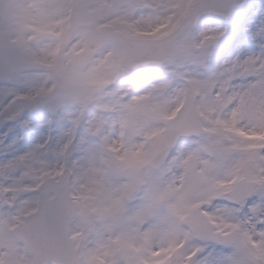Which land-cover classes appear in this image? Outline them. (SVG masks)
<instances>
[{
    "label": "snow or ice",
    "instance_id": "obj_1",
    "mask_svg": "<svg viewBox=\"0 0 264 264\" xmlns=\"http://www.w3.org/2000/svg\"><path fill=\"white\" fill-rule=\"evenodd\" d=\"M242 0H0V264H264V12ZM23 136L13 143H19Z\"/></svg>",
    "mask_w": 264,
    "mask_h": 264
},
{
    "label": "rangeland",
    "instance_id": "obj_2",
    "mask_svg": "<svg viewBox=\"0 0 264 264\" xmlns=\"http://www.w3.org/2000/svg\"><path fill=\"white\" fill-rule=\"evenodd\" d=\"M242 3L244 7L237 9L231 20L222 19L216 24L201 25V27H215L219 25L228 28V32L217 42L216 48L214 49V65L234 59L237 55L244 56L256 50L254 43H241L240 39L246 36L243 28L249 23L250 19L258 17L259 13L264 12V0H242ZM251 6L253 7L251 8ZM3 102L4 97L0 95V104ZM26 116L33 121L31 128L20 129L18 125L16 126V130L8 136L5 142L8 147L0 144V161L24 154L32 146L43 142L49 135L53 136L52 143L54 146L60 143V134L66 127V123H54L50 129L46 122L48 119L46 112L36 111L34 113H28ZM4 130L5 125H0V133ZM19 136H23L24 139L19 141V143H13ZM0 140H3L2 135H0Z\"/></svg>",
    "mask_w": 264,
    "mask_h": 264
},
{
    "label": "water",
    "instance_id": "obj_3",
    "mask_svg": "<svg viewBox=\"0 0 264 264\" xmlns=\"http://www.w3.org/2000/svg\"><path fill=\"white\" fill-rule=\"evenodd\" d=\"M211 19H219V18H215V17H206L204 18L201 22L205 21V20H211Z\"/></svg>",
    "mask_w": 264,
    "mask_h": 264
}]
</instances>
